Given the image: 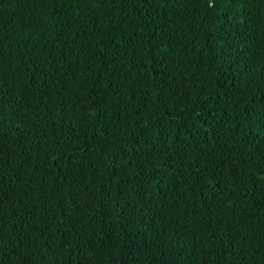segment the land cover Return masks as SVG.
<instances>
[{
    "label": "trees",
    "instance_id": "trees-1",
    "mask_svg": "<svg viewBox=\"0 0 264 264\" xmlns=\"http://www.w3.org/2000/svg\"><path fill=\"white\" fill-rule=\"evenodd\" d=\"M0 264H264V0H0Z\"/></svg>",
    "mask_w": 264,
    "mask_h": 264
}]
</instances>
